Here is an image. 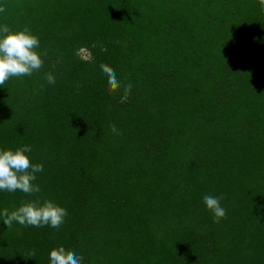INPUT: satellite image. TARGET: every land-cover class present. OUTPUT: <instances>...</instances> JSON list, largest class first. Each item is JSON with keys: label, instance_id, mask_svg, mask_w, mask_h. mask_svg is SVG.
Segmentation results:
<instances>
[{"label": "trees", "instance_id": "16d2710c", "mask_svg": "<svg viewBox=\"0 0 264 264\" xmlns=\"http://www.w3.org/2000/svg\"><path fill=\"white\" fill-rule=\"evenodd\" d=\"M0 7V25L27 26L43 60L0 86V150L28 145L31 162L43 165L40 192L0 191V211L48 199L68 213L58 229L7 228L0 217V264H49L61 246L80 264H264L258 0ZM101 64L120 90L109 92ZM205 195L223 197L219 223Z\"/></svg>", "mask_w": 264, "mask_h": 264}, {"label": "clouds", "instance_id": "9594fccd", "mask_svg": "<svg viewBox=\"0 0 264 264\" xmlns=\"http://www.w3.org/2000/svg\"><path fill=\"white\" fill-rule=\"evenodd\" d=\"M259 7L264 11V0H258ZM4 8L0 7V12ZM40 47L37 36L31 33L25 26L22 30H12L7 25H0V86H3L10 78L30 76L39 71L43 66V60L36 51ZM100 68L107 77L110 93L121 89V82L115 71L101 64ZM49 84H55V78L51 73L45 75ZM132 85H123V93L126 97L131 93ZM113 133L119 134L114 124L110 125ZM32 151L28 145H23L15 150H0V191H20L26 195L38 194L40 187L35 184L36 174L43 171L42 164H33L26 155ZM222 196L205 195L203 203L206 209L212 212L213 221H219L226 216V209L221 206ZM68 215L65 208L55 202L44 199L43 201H23L12 211L4 209L0 211V217L7 228L13 223L21 226L59 228ZM49 264H80L82 257L64 247L53 248L49 251ZM33 254L26 257H33Z\"/></svg>", "mask_w": 264, "mask_h": 264}, {"label": "rangeland", "instance_id": "374dc122", "mask_svg": "<svg viewBox=\"0 0 264 264\" xmlns=\"http://www.w3.org/2000/svg\"><path fill=\"white\" fill-rule=\"evenodd\" d=\"M239 2H234V5H237ZM81 55H85L84 51H80Z\"/></svg>", "mask_w": 264, "mask_h": 264}]
</instances>
